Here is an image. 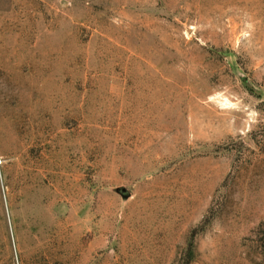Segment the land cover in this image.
Masks as SVG:
<instances>
[{"label": "rangeland", "instance_id": "rangeland-1", "mask_svg": "<svg viewBox=\"0 0 264 264\" xmlns=\"http://www.w3.org/2000/svg\"><path fill=\"white\" fill-rule=\"evenodd\" d=\"M0 264H264V0H0Z\"/></svg>", "mask_w": 264, "mask_h": 264}]
</instances>
